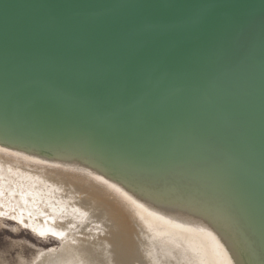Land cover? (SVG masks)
<instances>
[{"label":"water","instance_id":"95a60500","mask_svg":"<svg viewBox=\"0 0 264 264\" xmlns=\"http://www.w3.org/2000/svg\"><path fill=\"white\" fill-rule=\"evenodd\" d=\"M0 142L142 203L134 179L204 192L234 263L264 264V0H0Z\"/></svg>","mask_w":264,"mask_h":264},{"label":"bare ground","instance_id":"6f19581e","mask_svg":"<svg viewBox=\"0 0 264 264\" xmlns=\"http://www.w3.org/2000/svg\"><path fill=\"white\" fill-rule=\"evenodd\" d=\"M27 152L0 142V214L12 215L36 236L57 240L59 247L39 252L35 264H235L228 250L242 258L230 241L226 247L218 241L212 232H222L217 221L201 215L211 211L210 204L219 207L216 213L222 205L204 192L182 189L194 198L181 202L179 192L163 183L149 182L147 188L134 179L133 186L151 198L142 203L136 190L76 158L50 160ZM192 204L201 209L185 206ZM222 220L237 228L228 214ZM239 221L250 229L253 220Z\"/></svg>","mask_w":264,"mask_h":264},{"label":"rangeland","instance_id":"374dc122","mask_svg":"<svg viewBox=\"0 0 264 264\" xmlns=\"http://www.w3.org/2000/svg\"><path fill=\"white\" fill-rule=\"evenodd\" d=\"M57 247L51 236L40 238L12 215L0 214V264H35L39 252Z\"/></svg>","mask_w":264,"mask_h":264}]
</instances>
